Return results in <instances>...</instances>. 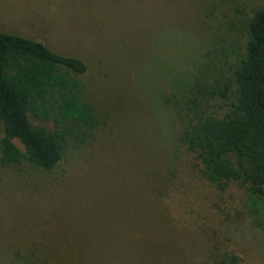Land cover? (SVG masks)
Wrapping results in <instances>:
<instances>
[{
	"label": "rangeland",
	"instance_id": "374dc122",
	"mask_svg": "<svg viewBox=\"0 0 264 264\" xmlns=\"http://www.w3.org/2000/svg\"><path fill=\"white\" fill-rule=\"evenodd\" d=\"M263 7L264 0H0L1 31L84 60L85 101L105 122L99 139L64 161L56 183L29 168L0 171V222L46 234L70 264H264V203L253 204L234 181L217 190L192 154L174 157L172 119L156 102L159 89L184 86L212 42L224 77L242 54L248 18ZM222 104L212 111L222 113ZM155 162L168 168L164 191ZM116 190L131 194L136 210L106 194ZM77 222L83 230L71 239L64 232ZM88 231L96 239L89 246Z\"/></svg>",
	"mask_w": 264,
	"mask_h": 264
},
{
	"label": "trees",
	"instance_id": "16d2710c",
	"mask_svg": "<svg viewBox=\"0 0 264 264\" xmlns=\"http://www.w3.org/2000/svg\"><path fill=\"white\" fill-rule=\"evenodd\" d=\"M244 37L242 54L226 67L224 77L217 64V43L212 42L184 86L177 91L169 86L159 89L156 102L172 119L168 142L174 157L192 154L203 179L219 191L237 182L255 204L264 203V7L251 13ZM87 72V64L77 55L58 52L14 29L0 30V171L29 168L42 181L56 183L64 161L76 159L99 139L105 122L85 101ZM209 75L212 79H207ZM219 101L225 107L220 114L212 111V104ZM154 165L161 168L159 187L164 191L168 168L166 163ZM118 193L106 194L134 205L131 194ZM1 196L0 205L5 202ZM100 220L87 229L99 226ZM8 224L0 222V264H70L68 253L47 241L46 234L39 237L27 224ZM79 224L64 233L79 237L83 230ZM82 235L87 246L96 240L89 231Z\"/></svg>",
	"mask_w": 264,
	"mask_h": 264
}]
</instances>
